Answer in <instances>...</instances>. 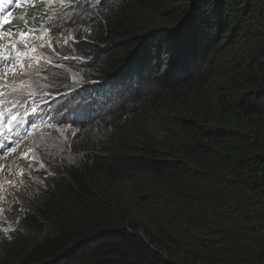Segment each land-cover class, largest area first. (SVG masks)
<instances>
[{"label": "trees", "instance_id": "16d2710c", "mask_svg": "<svg viewBox=\"0 0 264 264\" xmlns=\"http://www.w3.org/2000/svg\"><path fill=\"white\" fill-rule=\"evenodd\" d=\"M92 5L64 51L107 111L0 264H264V0Z\"/></svg>", "mask_w": 264, "mask_h": 264}, {"label": "clouds", "instance_id": "9594fccd", "mask_svg": "<svg viewBox=\"0 0 264 264\" xmlns=\"http://www.w3.org/2000/svg\"><path fill=\"white\" fill-rule=\"evenodd\" d=\"M94 2L95 0L88 1L85 13L91 11ZM77 4L78 2L74 3L79 9L80 5ZM44 14L50 15V9H47L45 0H31L28 4H25L24 0H0V25H2L3 31H27L31 28L35 33L34 36L25 38V42L29 45L28 48L24 47V42H21L19 38L14 37L17 47L29 53L28 57L22 58L25 61L23 69L17 65L16 75H12L11 68L5 69L3 65H0V72L8 73L6 77H0V93H3L0 95V102H2L0 104V166H2L0 167V210H3L0 215L10 224H19V227L11 228L14 231L10 230L7 235L4 231H0V245L10 240L8 236L29 235L24 222L27 213L20 212L23 207L21 204L13 203L8 192L31 177H39L40 187L43 189L45 180L58 173L57 167L59 166L56 165L57 157H55L58 152L50 143L45 142V139L52 135V125L45 119L48 118L45 110L56 103L53 102L42 107L49 90L53 88L50 91H55L56 94L68 90L70 79L68 73L70 72L85 83L86 96L91 95L96 98L95 102L98 107L92 109L87 120L84 118L70 128L72 134L75 131L71 138L75 142L80 140L82 127L87 126L82 124L87 122L93 114L106 112L108 107L106 105L107 96L104 91L100 90V86L104 85L103 82H86L74 69L76 66L85 64L86 61L76 54H66L45 36L40 24V18ZM78 24L79 22L77 23L79 28ZM42 39L46 40L45 44L42 43ZM72 41L73 39H70V43L65 47L68 48ZM32 48H35L36 51L32 52ZM29 58L32 61L30 67L27 64ZM54 74H65V85L60 89L53 84L51 76ZM91 87H94L96 92H92ZM33 108H36L35 112H32ZM43 114L45 118L42 116ZM68 149L70 150V148ZM26 152H31L30 157H21L27 154ZM82 157L83 155L80 157V161ZM20 161H25V163ZM30 164H32L31 167L26 169L25 167ZM52 167H56L54 173ZM21 171H23V175L19 174ZM2 202H6V205H2ZM45 230L41 229L42 236H44Z\"/></svg>", "mask_w": 264, "mask_h": 264}, {"label": "rangeland", "instance_id": "374dc122", "mask_svg": "<svg viewBox=\"0 0 264 264\" xmlns=\"http://www.w3.org/2000/svg\"><path fill=\"white\" fill-rule=\"evenodd\" d=\"M25 4H28L31 0H24ZM90 0H65V4L68 6H61L60 0H45L47 4V9H50V15L45 14V18L42 23L44 28L42 31L45 36L48 37L52 42H54L55 46L64 51V46L70 43V37H76L74 40L80 39L81 36L78 30L76 20L80 19L82 15L85 13V7ZM75 2H78L80 8L78 9ZM77 4V5H78ZM51 18V19H49ZM83 23V20H82ZM51 28V32L47 33L45 29ZM42 43H46L45 39H42ZM65 52V51H64ZM67 53V52H65ZM70 75L69 79V89L64 91L63 93L56 94L55 91H50L47 93L44 101L45 107L48 104H55L49 106L45 110V114L48 118H45V115L42 116L47 119L52 125V135L45 139V142H48L52 145V147L58 152L55 157H57L56 165H79L80 157L84 155V140L93 134V126H91L88 130H86L77 142L72 141V132H70V128H72L76 122H79L85 118L87 120L88 114L92 111V109L97 108V104L95 100H89L85 94V83H83L77 76L72 73H68ZM87 97V98H86ZM87 99V101L85 100ZM75 133V131H73ZM74 146V148H73ZM70 148V150L68 149ZM81 150V151H80ZM27 154L22 155L21 157H30L31 152H26ZM21 162V161H20ZM25 163V161L21 162ZM32 164L26 166V169H29ZM53 173H54V168ZM40 187V179L39 177H31L25 181H22L19 185L12 188L11 191L8 192L10 198L13 203L21 204L23 209L20 211L22 214H32L31 211L34 212L30 205V200L32 199V191L35 188ZM2 205H6V202H2ZM17 225V226H16ZM44 226L45 222L43 223ZM16 228L19 227V224H10L5 221L4 217L0 215V231H3L5 228ZM44 232L45 233L47 231Z\"/></svg>", "mask_w": 264, "mask_h": 264}, {"label": "snow or ice", "instance_id": "6c2138e0", "mask_svg": "<svg viewBox=\"0 0 264 264\" xmlns=\"http://www.w3.org/2000/svg\"><path fill=\"white\" fill-rule=\"evenodd\" d=\"M27 2V0H26ZM60 4L61 6H68L65 4V0H60ZM51 19V18H49ZM41 28H44V25H41ZM45 31L47 33L51 32V28H47L45 29ZM35 33L34 31L29 28L27 29V31L25 30H9L8 32H5L2 30V25H0V65H3V67L5 69L7 68H11L12 69V75H16V67L17 65L20 66L21 69L24 68L25 66V61L22 59L23 57H28L29 53L24 51V49L18 48L17 47V43L14 39L15 38H19V40L21 42H24V47L28 48L29 45L25 42V38L29 37V36H34ZM70 39L74 40V37H70ZM49 47H51V45L49 44ZM35 48H32V52H35ZM13 53H15V55H13ZM67 58V57H65ZM31 58H29L27 60V64L30 67L31 66ZM8 75V73L6 71L4 72H0V77H6ZM0 95H3V93H0ZM0 104H2V102H0ZM36 108L32 109V112H35ZM14 119V118H13ZM75 133H73L74 135ZM2 167V166H0ZM41 167H43V164H41ZM20 175H23V171H21L19 173ZM13 186H15L13 184ZM3 210H0V212H2ZM14 231V229H9V228H5L3 229V231L5 232V235H7V233L9 231ZM8 238L10 239L11 237L8 236Z\"/></svg>", "mask_w": 264, "mask_h": 264}, {"label": "bare ground", "instance_id": "6f19581e", "mask_svg": "<svg viewBox=\"0 0 264 264\" xmlns=\"http://www.w3.org/2000/svg\"><path fill=\"white\" fill-rule=\"evenodd\" d=\"M230 1V0H229ZM166 5V4H165ZM102 6V5H101ZM201 10V9H200ZM206 10V9H205ZM242 11V10H241ZM193 14V13H192ZM44 17H45V15H44ZM44 19H46V18H44ZM44 19H42L40 22L42 23V21L44 20ZM231 22V21H230ZM82 26V25H81ZM227 26V25H226ZM225 29V28H224ZM226 30V29H225ZM209 38V37H208ZM223 38V37H222ZM217 44V43H216ZM203 69V68H202ZM246 73V72H245ZM202 78V77H201ZM189 81V80H188ZM207 81V80H206ZM193 85V84H192ZM179 86V85H178ZM203 86V85H202ZM207 86V85H206ZM237 86V85H236ZM239 86V85H238ZM237 86V87H238ZM163 88V87H162ZM176 88V87H175ZM174 88V89H175ZM168 90V89H167ZM169 91H170V89H169ZM240 92V91H239ZM195 93V92H194ZM247 94V93H246ZM171 96V95H170ZM94 98V97H93ZM179 98V97H178ZM185 100V99H184ZM179 101V100H178ZM173 102V101H172ZM201 103V102H200ZM204 103V102H203ZM184 108V107H183ZM200 108V107H199ZM178 111V110H177ZM175 113V112H174ZM222 124H224V122L222 123ZM176 147V146H175ZM206 153V152H205ZM172 158V157H171ZM149 164V163H148ZM165 165V164H164ZM170 167V166H169ZM155 168V167H154ZM76 171V170H75ZM211 175V174H210ZM214 177V176H213ZM224 177V176H223ZM133 183V182H132ZM241 208V207H240ZM41 211V210H40ZM37 216V215H36ZM40 217V216H39ZM48 218V217H47ZM34 224V223H33ZM13 225V224H12ZM17 226V225H16ZM14 228V227H13ZM238 228V227H237ZM224 242V241H223ZM244 242V241H243ZM229 244V243H228ZM235 245V244H234ZM222 246V245H221ZM196 248V247H195ZM9 249V248H8ZM202 251V250H201ZM211 253V252H210ZM247 253V252H246ZM12 254V253H11ZM250 254V253H249ZM264 254V253H263ZM13 255V254H12ZM240 256V255H239ZM188 258V257H187ZM247 258V257H246ZM244 260V259H243ZM246 261V260H245ZM244 261V262H245ZM204 262V261H203ZM207 263V262H206ZM228 263V262H227ZM251 263V262H250ZM260 263V262H259ZM235 264V263H234ZM262 264V263H261Z\"/></svg>", "mask_w": 264, "mask_h": 264}]
</instances>
